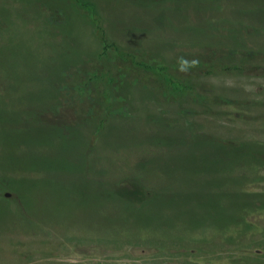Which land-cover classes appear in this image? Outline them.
Here are the masks:
<instances>
[{"label":"rangeland","instance_id":"obj_1","mask_svg":"<svg viewBox=\"0 0 264 264\" xmlns=\"http://www.w3.org/2000/svg\"><path fill=\"white\" fill-rule=\"evenodd\" d=\"M0 264H264V0H0Z\"/></svg>","mask_w":264,"mask_h":264},{"label":"trees","instance_id":"obj_2","mask_svg":"<svg viewBox=\"0 0 264 264\" xmlns=\"http://www.w3.org/2000/svg\"><path fill=\"white\" fill-rule=\"evenodd\" d=\"M133 62H134V64L137 65L138 67H142V68H144V69L150 70V71L155 72V73H163V72H165V71L167 70L166 67L161 66V65H159V64L146 65V64H144V63H140V62H137V61L135 62V60H134ZM165 81H166L167 84H169L173 89H176V90H179V91H180V90L188 89V87H187L185 84L179 82L178 80H176L175 78H172L171 76H168V75H167V76L165 77ZM241 156H242V155L236 154V153H234L233 151H232L231 154H230L231 159H233V158L236 157V159L241 160V159H243V158H238V157H241Z\"/></svg>","mask_w":264,"mask_h":264}]
</instances>
